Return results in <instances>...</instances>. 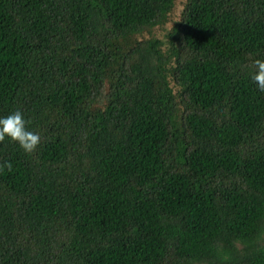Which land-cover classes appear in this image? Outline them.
Masks as SVG:
<instances>
[{"label":"trees","instance_id":"trees-1","mask_svg":"<svg viewBox=\"0 0 264 264\" xmlns=\"http://www.w3.org/2000/svg\"><path fill=\"white\" fill-rule=\"evenodd\" d=\"M255 59L264 0H0V264H264Z\"/></svg>","mask_w":264,"mask_h":264},{"label":"clouds","instance_id":"clouds-1","mask_svg":"<svg viewBox=\"0 0 264 264\" xmlns=\"http://www.w3.org/2000/svg\"><path fill=\"white\" fill-rule=\"evenodd\" d=\"M253 65L256 69L251 79L255 83L257 90L264 93V60L255 59ZM21 111L16 110L7 117L0 118V143L6 139L9 143L17 144L19 148L27 155L32 154L40 143V136L37 133L29 131ZM11 171V164L4 163L0 165V171L3 169Z\"/></svg>","mask_w":264,"mask_h":264},{"label":"rangeland","instance_id":"rangeland-1","mask_svg":"<svg viewBox=\"0 0 264 264\" xmlns=\"http://www.w3.org/2000/svg\"><path fill=\"white\" fill-rule=\"evenodd\" d=\"M180 10H181V6H177L176 9H175V13H174V14L177 16V15L179 14ZM168 26H169V25H167V27H168ZM155 33H156L158 36H161V34H162V32H160L159 30H156Z\"/></svg>","mask_w":264,"mask_h":264}]
</instances>
